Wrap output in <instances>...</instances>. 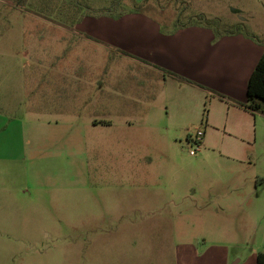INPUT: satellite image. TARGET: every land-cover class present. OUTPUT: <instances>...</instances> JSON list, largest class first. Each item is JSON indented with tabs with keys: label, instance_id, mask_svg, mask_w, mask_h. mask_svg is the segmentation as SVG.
Segmentation results:
<instances>
[{
	"label": "rangeland",
	"instance_id": "rangeland-1",
	"mask_svg": "<svg viewBox=\"0 0 264 264\" xmlns=\"http://www.w3.org/2000/svg\"><path fill=\"white\" fill-rule=\"evenodd\" d=\"M109 2L0 0V264H256L264 118L235 136L206 122L225 118L219 97L74 41ZM148 5L264 42L254 0Z\"/></svg>",
	"mask_w": 264,
	"mask_h": 264
},
{
	"label": "crops",
	"instance_id": "crops-1",
	"mask_svg": "<svg viewBox=\"0 0 264 264\" xmlns=\"http://www.w3.org/2000/svg\"><path fill=\"white\" fill-rule=\"evenodd\" d=\"M254 1L264 5V0ZM70 33L83 46L93 44L140 65L147 76L161 77V83H181L219 97L226 105L225 118L211 121L208 116L206 122L235 136L243 134L249 118L255 124L264 118L243 106L248 78L264 53V42L254 35L242 32L215 38L212 29L201 24L166 33L160 29V19L146 12H127L118 18L85 14Z\"/></svg>",
	"mask_w": 264,
	"mask_h": 264
},
{
	"label": "trees",
	"instance_id": "trees-1",
	"mask_svg": "<svg viewBox=\"0 0 264 264\" xmlns=\"http://www.w3.org/2000/svg\"><path fill=\"white\" fill-rule=\"evenodd\" d=\"M124 4H128L124 6ZM123 6V7H121ZM119 8V9H118ZM117 9V11H115ZM151 9V5H148V0H143L142 2H135L134 0H129V3H126V0H111L109 4L103 9L96 11H89L85 14L91 15H101L107 14L111 15L114 18L120 17L122 14L127 12H146V10ZM218 17L206 18L202 15H198L195 18H191L186 22H176L173 19L165 21L160 20V29L162 32L173 33L179 27L186 25H204L212 29L215 38L223 35H231L242 33L241 29L231 28L225 29L217 25L215 22L219 21ZM246 34L245 32H243ZM253 38V36H252ZM256 38V37H255ZM254 38V39H255ZM256 40H259L256 38ZM243 106L251 112H260L264 114V53L258 59L254 69L252 70L246 85V102ZM256 264H264V251H259L256 255Z\"/></svg>",
	"mask_w": 264,
	"mask_h": 264
},
{
	"label": "built area",
	"instance_id": "built-area-1",
	"mask_svg": "<svg viewBox=\"0 0 264 264\" xmlns=\"http://www.w3.org/2000/svg\"><path fill=\"white\" fill-rule=\"evenodd\" d=\"M202 135H203V131L200 129H197L195 132V135L193 137H190L191 142L194 143V150H189L190 154H194L195 151L200 149L201 141H202Z\"/></svg>",
	"mask_w": 264,
	"mask_h": 264
}]
</instances>
